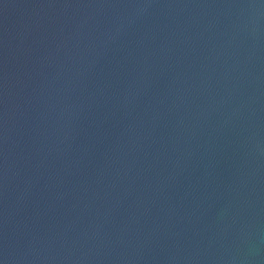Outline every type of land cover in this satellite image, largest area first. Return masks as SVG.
Returning a JSON list of instances; mask_svg holds the SVG:
<instances>
[{
  "label": "water",
  "instance_id": "95a60500",
  "mask_svg": "<svg viewBox=\"0 0 264 264\" xmlns=\"http://www.w3.org/2000/svg\"><path fill=\"white\" fill-rule=\"evenodd\" d=\"M3 264H264V0H0Z\"/></svg>",
  "mask_w": 264,
  "mask_h": 264
},
{
  "label": "snow or ice",
  "instance_id": "6c2138e0",
  "mask_svg": "<svg viewBox=\"0 0 264 264\" xmlns=\"http://www.w3.org/2000/svg\"><path fill=\"white\" fill-rule=\"evenodd\" d=\"M0 264H3V261L2 260H0Z\"/></svg>",
  "mask_w": 264,
  "mask_h": 264
}]
</instances>
